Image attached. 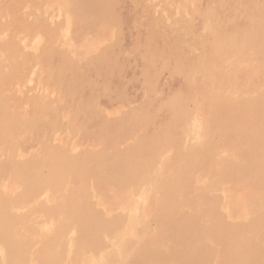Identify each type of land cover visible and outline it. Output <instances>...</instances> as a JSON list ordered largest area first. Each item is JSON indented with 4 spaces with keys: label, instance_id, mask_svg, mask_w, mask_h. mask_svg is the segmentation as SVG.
<instances>
[{
    "label": "rangeland",
    "instance_id": "rangeland-1",
    "mask_svg": "<svg viewBox=\"0 0 264 264\" xmlns=\"http://www.w3.org/2000/svg\"><path fill=\"white\" fill-rule=\"evenodd\" d=\"M259 112L264 0H0V264L264 259Z\"/></svg>",
    "mask_w": 264,
    "mask_h": 264
},
{
    "label": "bare ground",
    "instance_id": "bare-ground-1",
    "mask_svg": "<svg viewBox=\"0 0 264 264\" xmlns=\"http://www.w3.org/2000/svg\"><path fill=\"white\" fill-rule=\"evenodd\" d=\"M197 2V1H196ZM247 4V3H246ZM99 9V8H98ZM259 9V8H258ZM195 11V10H194ZM108 19H110V18H108ZM248 19V18H247ZM249 21V20H248ZM113 25V24H112ZM111 26V25H110ZM247 29V28H246ZM245 29V30H246ZM251 29V28H250ZM249 29V30H250ZM235 30L237 31V28H235ZM248 30V31H249ZM240 32V31H239ZM243 33V32H242ZM245 33V32H244ZM250 33V32H249ZM116 42V41H115ZM151 43V42H150ZM250 43H252V42H250ZM152 44V43H151ZM170 44V43H169ZM248 44V43H247ZM112 45V44H111ZM149 46V45H148ZM237 46H239V45H237ZM260 49V48H259ZM150 50V49H149ZM111 51V50H110ZM144 52V51H143ZM147 54H148V52H146ZM232 53V52H231ZM139 55V54H138ZM150 55H152V54H150ZM149 55V56H150ZM146 56H148V55H146ZM144 57H145V55H144ZM233 58V57H232ZM104 60V59H103ZM87 61V60H86ZM113 62V61H112ZM129 62V61H128ZM132 65V64H131ZM129 66V65H128ZM162 67V66H161ZM200 68V67H199ZM177 69V68H176ZM92 72V71H91ZM192 73V72H191ZM90 74V73H89ZM100 75V74H99ZM218 81V80H217ZM127 82H129V81H127ZM211 82V81H210ZM213 82V81H212ZM82 83V82H81ZM128 84V83H127ZM86 85V84H85ZM123 85H124V83H123ZM81 86V85H80ZM144 89V88H143ZM179 93V92H178ZM85 97V96H84ZM170 97V96H169ZM232 97V96H231ZM153 99H155V98H153ZM171 99V98H170ZM93 101V100H92ZM148 101V100H147ZM234 101V100H233ZM166 102V101H165ZM136 105V104H135ZM152 105V104H151ZM220 105V104H219ZM153 106H154V104H153ZM248 106V105H247ZM246 106V107H247ZM147 107H148V105H147ZM158 107V106H157ZM249 107V106H248ZM250 107H251V105H250ZM224 108H225V106H224ZM156 109V108H155ZM257 109V108H256ZM154 110V109H153ZM253 110V109H252ZM252 110H251V112H252ZM255 110V109H254ZM167 111V110H166ZM227 111V110H226ZM233 112V111H232ZM248 112H250L249 110H248ZM250 112V113H251ZM126 113V112H125ZM149 113V112H148ZM170 113V112H169ZM259 113H261V114H263V112H259ZM231 114V113H230ZM254 114V113H253ZM136 115V114H135ZM245 115V114H244ZM255 115V114H254ZM264 115V114H263ZM238 116V115H237ZM243 116V115H242ZM228 117V116H227ZM249 117V116H248ZM250 117H252L251 115H250ZM254 117V116H253ZM256 117V116H255ZM254 117V118H255ZM114 119V118H113ZM244 120V119H243ZM246 120H249V119H246ZM260 120V119H259ZM258 120V121H259ZM114 122V121H113ZM120 122V121H119ZM122 122V121H121ZM223 123H224V121H223ZM236 123V122H235ZM238 123V122H237ZM256 123V122H255ZM6 124V123H5ZM226 124H228V122L226 123ZM225 124V125H226ZM244 124V123H243ZM251 124V123H250ZM99 125V124H98ZM117 125V124H116ZM229 125V124H228ZM42 126V125H41ZM100 126H101V124H100ZM248 126V125H247ZM250 126H252V125H249L248 127H250ZM254 126V125H253ZM252 126V127H253ZM101 128V127H100ZM228 128V127H227ZM245 128H246V125H245ZM12 131V130H11ZM15 131V130H14ZM118 131V130H117ZM124 131V130H123ZM250 132V131H249ZM91 134V133H90ZM250 139V138H249ZM21 141V140H20ZM106 142V141H105ZM104 142V143H105ZM22 144V143H21ZM45 144V143H44ZM184 146V145H183ZM252 146H254L256 149H258V150H256V151H254L253 150V153H254V159L256 160V162H255V164L256 163H258L257 165H259V166H262L263 167V169H264V145L263 146H261V147H257V146H255L254 145V143H252ZM259 146V145H258ZM91 149V148H90ZM39 150V149H38ZM71 150V149H70ZM249 152H250V150H248ZM247 151V152H248ZM42 153V152H41ZM195 154V153H194ZM244 154V153H243ZM112 156V155H111ZM114 156V155H113ZM184 156V155H183ZM215 158V157H214ZM247 158H249V157H247ZM251 158V157H250ZM249 158V159H250ZM100 159V158H99ZM115 159V158H114ZM124 159V158H123ZM127 159V158H126ZM188 159H192V158H190V156H185V157H179V160H178V162H177V164H178V166H179V163H181V162H184V165H185V168H189V167H191V164H193V162L191 163V161H189ZM253 159V158H252ZM83 160V159H82ZM121 160V159H120ZM158 161V160H157ZM218 161V160H217ZM252 161V160H251ZM81 162V161H80ZM247 162V161H246ZM79 163V162H78ZM83 163V162H82ZM86 163V162H85ZM84 163V164H85ZM175 162H173V164H174ZM112 164V163H111ZM120 164V163H119ZM168 164H170V163H168ZM172 164V165H173ZM80 165L81 164H79V167H80ZM183 165V164H182ZM223 165V164H222ZM227 165V164H226ZM177 166V167H178ZM82 167H84V165L83 166H81V168ZM165 167V166H164ZM86 168V167H85ZM92 167H90V169H91ZM116 170H118L117 171V174L118 175H120L121 177L123 176V174L124 173H127V172H129L130 170H134L135 168H133V169H131V168H129V167H127L126 165H118V166H116ZM192 168V167H191ZM190 168V169H191ZM246 168V167H245ZM253 168H254V166H253ZM83 169V168H82ZM94 169L95 168H93L91 171H94ZM166 169V168H165ZM179 169V168H178ZM87 170H88V168H87ZM167 170V169H166ZM188 170V169H187ZM230 170H231V167H230ZM178 171V170H177ZM232 171V170H231ZM242 171H243V169H242ZM82 172V171H81ZM89 172V171H88ZM187 172V171H186ZM140 173V172H139ZM179 173H180V170H179ZM171 174V173H170ZM181 174V173H180ZM169 175V174H168ZM170 176V175H169ZM18 178V177H17ZM114 178V177H113ZM109 179V178H108ZM14 180V179H13ZM114 180H115V178H114ZM215 180V179H214ZM60 181V180H59ZM121 183V182H120ZM118 184H119V182H118ZM55 185V184H54ZM199 187V186H198ZM62 189V188H61ZM93 193V192H92ZM209 194V193H208ZM222 194V193H221ZM59 196H61V195H59ZM67 198V197H66ZM47 201V200H46ZM46 205V204H45ZM222 205V204H221ZM256 208H257V206H256ZM90 209H88V211H89ZM11 211H12V209H11ZM16 211V210H15ZM86 211H84V208L82 209V215H81V217H82V224H83V227H84V229H82V233L85 235L87 232H89V231H91V230H93L92 229V227H91V222H93V218H92V216L91 215H89V214H86L85 213ZM20 213V212H19ZM262 214V213H261ZM171 215V214H170ZM264 216V215H263ZM262 216V217H263ZM174 217V216H173ZM260 217V216H259ZM215 218V217H214ZM213 218V219H214ZM257 218V217H256ZM79 219V218H78ZM212 219V220H213ZM228 219V218H227ZM260 219V218H259ZM258 219V220H259ZM49 220V219H48ZM254 220V219H253ZM257 220V219H256ZM256 220H254V222L256 221ZM257 220V221H258ZM213 222H215L214 220H213ZM232 222V221H231ZM253 222V221H252ZM251 222V223H252ZM261 222V221H260ZM217 224V223H216ZM249 224V223H248ZM253 224V223H252ZM260 224V223H259ZM218 225V224H217ZM253 225H255V224H253ZM66 226V225H65ZM111 226V225H110ZM109 226V227H110ZM212 226V225H211ZM226 226V225H225ZM256 226V225H255ZM68 227V226H67ZM181 227V226H180ZM216 227V226H215ZM230 227V226H229ZM232 227V226H231ZM248 227H249V225H248ZM253 227V226H252ZM252 227H251V229H252ZM179 228V227H178ZM220 228H222V226L220 227ZM233 228V227H232ZM238 228V227H237ZM243 228H245V227H243ZM257 228V227H256ZM10 229V228H9ZM219 229V228H218ZM227 229H229V228H227ZM241 229V228H240ZM264 229V228H263ZM73 230V229H72ZM174 230H176V229H174ZM181 230V229H180ZM230 230V229H229ZM237 230V229H236ZM262 230V229H261ZM182 231V230H181ZM233 231V230H232ZM232 231H231V233H232ZM238 231V230H237ZM241 231V230H240ZM244 231H245V229H244ZM264 231V230H263ZM263 231H262V233H263ZM111 232H113V231H111ZM177 232V231H176ZM257 232V231H256ZM71 233V232H70ZM227 233V232H226ZM235 233H236V231H235ZM238 233V232H237ZM247 233V232H246ZM113 234H114V232H113ZM143 234V233H142ZM256 234V233H255ZM261 234V233H260ZM12 235V234H11ZM231 235V234H230ZM7 236V235H6ZM9 236V235H8ZM13 236V235H12ZM11 236V237H12ZM234 236V235H233ZM245 236H247V235H245ZM254 236V235H253ZM261 236V235H260ZM206 237V236H205ZM226 237V236H225ZM231 237V236H230ZM239 237V236H238ZM15 238V237H14ZM250 238H251V236H250ZM249 238V239H250ZM259 238V237H258ZM257 238V239H258ZM12 239V238H11ZM203 239V238H202ZM206 239V238H205ZM6 240H7V238H6ZM13 240H15V239H13ZM220 240V239H219ZM229 240H230V238H229ZM247 240V239H246ZM245 240V241H246ZM8 241V240H7ZM6 241V242H7ZM118 241V240H117ZM135 242V241H134ZM227 242V241H226ZM234 242H236V241H234ZM238 242V241H237ZM241 242V241H240ZM248 242V241H247ZM251 242V241H250ZM253 242H254V240H253ZM256 242V241H255ZM118 243V242H117ZM246 243V242H245ZM244 243V244H245ZM12 244H13V242H12ZM15 244V243H14ZM20 244V243H19ZM37 244V243H36ZM107 244V243H106ZM248 244V243H247ZM246 244V246H248ZM264 244V243H263ZM35 245V244H34ZM18 246V245H17ZM47 246V245H46ZM238 246V245H237ZM240 246V245H239ZM264 248V247H263ZM20 249V248H19ZM144 249V252H145V247L143 248ZM212 249V248H211ZM241 249V248H240ZM250 249V248H249ZM253 249H254V247H253ZM226 250V249H225ZM237 251V250H236ZM250 251V250H249ZM241 252H242V249H241ZM257 252V251H256ZM13 253V252H12ZM17 252L15 251V254H16ZM149 253V252H148ZM15 254H14V256H15ZM139 254V253H138ZM234 254H236L235 256H238L237 255V253H234ZM241 254V253H240ZM250 254V253H249ZM19 255V254H18ZM247 255V254H246ZM117 256H118V254H117ZM11 257V256H10ZM16 257V256H15ZM14 257V258H15ZM18 257V256H17ZM141 257V256H140ZM139 257V258H140ZM232 257V256H231ZM12 258V257H11ZM119 258V257H118ZM138 258V257H137ZM155 258V257H154ZM234 258V257H233ZM238 258H239V256H238ZM237 258V259H238ZM13 259V258H12ZM158 259V258H157ZM231 260V259H230ZM10 261V260H9ZM243 261V260H242ZM139 262V261H138ZM141 262V261H140ZM230 262V261H229ZM238 262V261H237ZM11 263V262H10ZM123 264V263H122ZM129 264V263H128ZM228 264V263H227ZM230 264H237L236 262H230ZM245 264V263H244ZM249 264H264V259H263V257L262 256H259V255H253L252 256V259H251V261H250V263Z\"/></svg>",
    "mask_w": 264,
    "mask_h": 264
}]
</instances>
